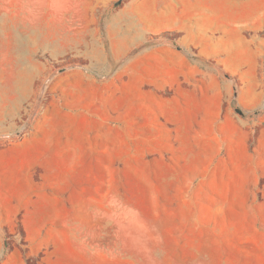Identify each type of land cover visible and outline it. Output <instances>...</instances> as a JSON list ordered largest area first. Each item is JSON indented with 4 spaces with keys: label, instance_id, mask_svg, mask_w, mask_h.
I'll return each mask as SVG.
<instances>
[{
    "label": "rangeland",
    "instance_id": "rangeland-1",
    "mask_svg": "<svg viewBox=\"0 0 264 264\" xmlns=\"http://www.w3.org/2000/svg\"><path fill=\"white\" fill-rule=\"evenodd\" d=\"M116 1L0 0V264H264V8Z\"/></svg>",
    "mask_w": 264,
    "mask_h": 264
},
{
    "label": "crops",
    "instance_id": "crops-1",
    "mask_svg": "<svg viewBox=\"0 0 264 264\" xmlns=\"http://www.w3.org/2000/svg\"><path fill=\"white\" fill-rule=\"evenodd\" d=\"M188 3L189 9H201L205 4L202 1L191 0ZM210 6L213 9H227L225 15L228 16V24L230 28L220 25L219 21L215 20L217 12L207 11L199 13L197 18L190 19L184 24L187 30H196L192 25L193 23H199V29H204L205 26L212 27L214 30H233V29H255L253 26L260 25L258 19L255 17L263 16L264 0H213ZM257 10V11H254ZM215 11V10H214ZM192 16L194 14L191 13ZM222 26V27H221Z\"/></svg>",
    "mask_w": 264,
    "mask_h": 264
},
{
    "label": "water",
    "instance_id": "water-1",
    "mask_svg": "<svg viewBox=\"0 0 264 264\" xmlns=\"http://www.w3.org/2000/svg\"><path fill=\"white\" fill-rule=\"evenodd\" d=\"M120 2H121V1L118 0V1H116L114 4H115V5H118ZM236 111H237L238 113H240V114H243V112H242L241 109H239V108H236Z\"/></svg>",
    "mask_w": 264,
    "mask_h": 264
}]
</instances>
